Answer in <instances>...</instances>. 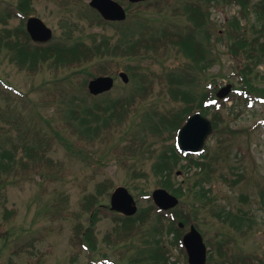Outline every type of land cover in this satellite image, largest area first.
<instances>
[{
  "label": "rangeland",
  "instance_id": "obj_1",
  "mask_svg": "<svg viewBox=\"0 0 264 264\" xmlns=\"http://www.w3.org/2000/svg\"><path fill=\"white\" fill-rule=\"evenodd\" d=\"M250 1L254 3L258 0ZM17 2L0 0V18H6L7 9ZM88 2L33 0L32 5L37 16L52 29L53 41L57 42L83 40L90 43L93 38L111 36L120 28L130 33L144 19L153 29L159 30L178 32L188 25L181 13H173V7L181 6L184 0L181 4L176 0H164L167 4L160 13L155 12L153 7L134 4L122 25L89 24L88 20L95 12L89 9ZM211 3L209 46L217 61L206 72L208 79L202 78V84L192 85L198 95L211 79L218 82L214 90L228 83L236 85L238 79L236 63L227 52L226 44L215 38L217 32L224 36L226 21L238 13L239 6ZM6 20L7 27L20 24L17 17ZM184 61L182 54L175 53L173 49L163 56H146L129 61L137 72H145L153 79L151 90L135 107L137 110L129 112L122 125L101 130L94 141L87 142L85 139L78 141L77 135L62 127L63 109L71 105L74 96L78 98L84 95L90 105L95 101L105 104L111 99L128 95L139 86L136 76L133 79L128 74V83L116 76L110 91L93 98L81 89V75H71L68 69L56 72L43 67L30 74L19 70L7 58H0V151L10 150L15 156H20L24 153L23 143L33 142L38 133L39 138L50 139L48 156L54 160L52 166L44 165L38 172L21 170L20 174L10 176L5 185L0 186V264H132L130 259L137 256L144 245V237L137 235L125 241L111 232L107 236L114 220L106 208L99 213L94 227L97 237L95 250H78L71 244L74 226L77 222H81L82 228L89 225V213L82 212V202L86 196L95 193L97 183L109 179L113 187L98 197L99 205L109 204L110 193L118 185L130 190L138 208L149 205L151 200L141 194H150L161 187L157 185L158 177L152 171V164L161 150L173 144V139L166 131L161 133L149 129L145 134L142 124L146 110L164 113L183 105L182 101L175 102L171 98L159 76L168 71L176 72ZM127 62L117 58V71H125ZM257 79V85L264 87V63L259 65ZM236 102L234 97L228 99L223 111L225 122L236 130L235 137L220 142L217 141L218 137H226V131L220 136L213 133L204 145L203 153L212 154L220 145H225L226 150L220 153L225 157L220 159L226 161L222 160L221 166H216L218 173L229 181L212 174L209 180L202 182L209 190L208 198L213 201L205 202L204 197L195 195L200 184H194L193 171L177 175L175 170L172 175L175 186H181L183 191L179 198L182 205L178 210L185 213L191 211V216H196L195 220L212 250L208 264L217 262L218 242L229 241L227 250L230 261L242 256H251L253 260L264 256V100H254L252 105ZM206 116L211 117V114ZM56 132L59 137L64 136L61 139L63 143L58 140ZM66 141L69 144L65 145ZM131 143L140 145L134 155L130 151ZM241 170L244 171L243 179L232 184L231 180L236 179ZM191 186L192 190H189ZM223 207L248 211L251 223L244 234L213 215ZM5 208L13 211V215L6 219L3 218ZM164 241L166 257L177 258L182 263L184 259L179 247L171 244L169 238Z\"/></svg>",
  "mask_w": 264,
  "mask_h": 264
},
{
  "label": "trees",
  "instance_id": "obj_2",
  "mask_svg": "<svg viewBox=\"0 0 264 264\" xmlns=\"http://www.w3.org/2000/svg\"><path fill=\"white\" fill-rule=\"evenodd\" d=\"M117 1L128 10V15H130L132 4L128 0ZM211 1H215L216 4L239 5L238 13L226 22L227 28L223 32L224 36L217 32L215 38L226 44L227 52L236 63L235 74L238 79L232 91L234 94H229L225 99L215 97L214 84L218 85L215 79L209 80L205 84L204 91L199 90L201 92L199 95L195 87L192 86L193 84H202V78L208 79L206 72L217 61V57L209 46L211 41L208 21ZM32 2L33 0H18L14 6L7 9L6 18H19L20 24L18 26L7 27L6 18H0V23L3 24V27L0 28V58H7L19 70H24L30 74H34L43 67L53 69L56 72L60 69H68L71 75H81L79 76L81 78L79 83L81 89L87 94L89 93L85 88L90 78L96 75L115 74L118 70V65L115 63L117 58L128 60L124 69L131 78L136 76L139 79V86L135 91L111 99L105 104L95 101L88 105L87 97L84 95L78 98L74 96L71 105L63 109L62 127L69 129L72 135H77L78 141L85 139L87 142H92L101 130L106 131L122 125L127 120L129 112L131 110L136 111L135 107L140 100L146 98L152 88L153 79H150L145 72H137L136 68L134 69V66L130 64L129 61L136 57L163 56L173 49L175 53H180L185 58L176 72L168 71L159 76L167 86L171 98L175 102L182 101L183 105L178 109H170L164 113L157 110H146V117L142 124L145 134L149 129H152L161 133L166 131L170 137L174 138L177 129L184 123L186 117L194 111H200L205 115L211 114L210 120L215 135L220 136L222 132L226 131L227 136L224 137L221 134L222 136L218 137L217 141H227V139L235 137L236 130L224 120L223 111L227 107L226 100L234 97L239 103L251 105L254 100L264 98V87L257 85L258 68L260 64L264 63V0H258L254 3H251L250 0H184L182 8L176 7L174 11H183L191 22L185 31L174 32L153 29L144 19L134 32L129 33L120 28L111 36L95 37L90 43L83 40L33 42L24 27L29 16L37 15ZM163 3L164 0H147L141 4H144L146 8L153 7L156 12L160 13L167 4ZM88 21L91 25H118L103 20L96 12ZM68 76L67 78L71 79ZM208 102L213 108L206 104ZM228 109H230L229 111L232 110L231 108ZM155 116L157 117L156 120H154ZM56 134L58 140L63 143L61 139L64 136L59 137L57 132ZM48 139L39 138L37 133L33 142L25 141L23 143L24 153H21L20 156H15L10 150L0 151V186H4L10 176L20 174L21 170L32 169L33 172H38L44 165L52 166L54 160L48 156L47 147L50 144V139ZM67 144H69L68 141L65 142V145ZM72 146L73 144L71 148ZM129 147L134 155L138 152L140 145L131 143ZM222 151H226L225 145L217 147L216 152L212 154L206 152L194 157L191 154L180 152L175 143L165 147L155 157L152 164V171L158 177L157 185L166 188L180 198L183 191L181 186H175L172 175L175 170H181V172L191 170L193 171L192 176L195 178L194 184H200L195 195L204 197L205 202L211 203L213 200L208 198L207 194L209 190L202 182L209 180L212 174L222 176L225 181H229L218 173L216 166H221L222 160V162L226 161V159H220L225 158L220 156ZM183 161L185 162L183 163ZM141 174L143 175V173ZM237 176L236 179L231 180L232 184L243 179L244 171L238 172ZM112 187L113 183L110 179L99 182L96 185L95 193L86 196L83 200L82 212L89 213L88 220L90 223L86 228H82L81 222H77L74 226L71 243L78 250L84 247L89 251L95 250L97 237L94 227L98 221L99 213L104 210L98 204V197L105 192L108 193ZM189 190H192V186ZM181 205L180 201L176 208L163 211L149 203V205L139 208L135 215L129 217L113 213L114 225L107 236L111 232L120 240L125 241L137 235L143 236L144 245L139 249L137 256L131 257L130 263L139 264L140 261H145V264H151L153 259L164 258L166 252L165 238H169L173 245H180L183 229L179 227V221L183 222L185 229L190 223H194L199 228L198 221L195 220L196 216L192 217L191 211L185 213L184 210H178ZM12 215V209H4V219ZM213 215L222 222L231 225L240 234H244L245 228L249 227L251 223V217L244 208L234 210L223 207L213 212ZM228 244L229 241L218 242L216 264H264V256L256 257L254 260L251 256H242L230 261L227 250Z\"/></svg>",
  "mask_w": 264,
  "mask_h": 264
},
{
  "label": "water",
  "instance_id": "obj_3",
  "mask_svg": "<svg viewBox=\"0 0 264 264\" xmlns=\"http://www.w3.org/2000/svg\"><path fill=\"white\" fill-rule=\"evenodd\" d=\"M138 2L143 0H129ZM89 5L96 9L106 20H124L125 9L116 0H90ZM26 30L30 38L35 42H47L52 38V30L41 18L31 16L26 20ZM119 76L124 82H128L127 73L120 72ZM113 86L111 76H97L89 80L88 90L96 95L108 91ZM231 89V84L221 87L216 96L225 97ZM211 121L199 112L188 116L184 124L177 131V145L181 151L197 154L202 150L208 136L212 133ZM153 202L161 209L167 210L178 204V198L164 188H156L152 191ZM110 208L124 215H133L137 211V205L126 187L117 186L110 197ZM182 226V223H180ZM187 250L189 264H204L206 260V246L201 233L190 225V229L182 238Z\"/></svg>",
  "mask_w": 264,
  "mask_h": 264
},
{
  "label": "flooded vegetation",
  "instance_id": "obj_4",
  "mask_svg": "<svg viewBox=\"0 0 264 264\" xmlns=\"http://www.w3.org/2000/svg\"><path fill=\"white\" fill-rule=\"evenodd\" d=\"M188 231V229L187 230H185L183 233H182V235H181V242H182V238H183V236H184V234L186 233ZM183 246V245H182ZM183 249H184V251H185V248H184V246H183ZM210 249V248H209ZM178 250H180L179 252L181 253V255H182V257H183V259H184V261H185V263H184V261L182 262V263H179V261L177 260V258H176V260L173 258V257H166V252L164 253V258H162V259H160L158 262H156V263H153L152 261L150 262L151 264H187V258L185 257V253L181 250V249H179L178 248ZM211 250V249H210ZM208 257H209V255L207 256V259H208ZM207 261V260H206ZM209 261H210V259H209Z\"/></svg>",
  "mask_w": 264,
  "mask_h": 264
}]
</instances>
